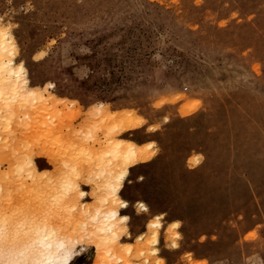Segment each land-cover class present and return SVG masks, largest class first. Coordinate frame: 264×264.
I'll return each mask as SVG.
<instances>
[{"label": "rangeland", "instance_id": "obj_1", "mask_svg": "<svg viewBox=\"0 0 264 264\" xmlns=\"http://www.w3.org/2000/svg\"><path fill=\"white\" fill-rule=\"evenodd\" d=\"M0 42V264L28 232L70 264H264V0H0ZM115 142L149 156L125 207L95 192Z\"/></svg>", "mask_w": 264, "mask_h": 264}, {"label": "bare ground", "instance_id": "obj_2", "mask_svg": "<svg viewBox=\"0 0 264 264\" xmlns=\"http://www.w3.org/2000/svg\"><path fill=\"white\" fill-rule=\"evenodd\" d=\"M0 46L4 50V48L7 46L6 42H0ZM3 50L0 49V60L3 61V72L6 71L7 73L3 75L5 78L4 83L1 84V93L7 94V89H9V82L11 83V77L13 75L19 76L21 78L23 74V69L24 66L21 67L20 71H15L13 66L8 62H6L3 54ZM2 72V73H3ZM9 74V76H7ZM10 79V80H9ZM12 86V84H11ZM19 88V84L14 83L13 84V89L16 91ZM18 92V91H16ZM7 97H11V95H7ZM38 101H45V95L41 94V96L37 97ZM37 101V102H38ZM1 109V108H0ZM93 131V130H92ZM95 135V133H93ZM114 146L112 143L108 146H112V149L106 150V152H102L99 155L95 156L96 160H105L108 156H111L112 154H121L123 156L124 163L122 167L120 166L117 169L122 168V171L117 174V169L116 171L113 168H110L109 165H102V171L106 174L104 178V183H98V186L95 188V192H98L102 190L103 188H109V190L114 193L115 196H117L118 199H120L119 191L122 187V183L124 182V179L126 178L129 168L131 165L141 161V160H147L149 158L148 153L145 149H143L141 146L137 145L134 142H128V143H121V142H115ZM106 161H104L105 163ZM38 170V169H37ZM80 173V170L78 171ZM82 173V170H81ZM68 183L71 185V187L79 186L78 182H74L72 180H68ZM104 184V185H103ZM101 187V188H100ZM2 188V186H1ZM100 188V189H99ZM85 191H81V197H85ZM122 202L124 203L123 207L127 206L125 204V201ZM109 203H114L112 201V196L109 194H106L105 197L102 199L101 204L97 205H86L85 213H83V217L86 219L90 218L89 220L95 221L96 222V227L93 229V235L98 236L100 235V239L105 240L107 236L106 234L109 233H117V222H115L119 218H123L120 213L119 209L117 207L110 206L106 207L105 204ZM144 209H147L146 205L144 206ZM79 208V206H77ZM95 208V214L91 215L90 213L93 211ZM92 218V219H91ZM85 222V221H84ZM87 221L85 222V224ZM84 224V225H85ZM28 236L26 239L27 245L21 250H15L9 254H7V259L9 262H11V259L14 261L11 262L13 264L16 263V258L19 256L17 255H22L24 254L25 257L22 262L19 264H70L71 263V250L68 248L67 241L66 240H56L55 235H51L50 237H41L40 233L36 234H31L28 232ZM35 235V237L31 236ZM40 235V236H39ZM39 236V237H37ZM109 237V236H108ZM102 242L101 240H97ZM108 241V240H107ZM99 242V244H100ZM106 242V241H105ZM23 256V255H22Z\"/></svg>", "mask_w": 264, "mask_h": 264}]
</instances>
